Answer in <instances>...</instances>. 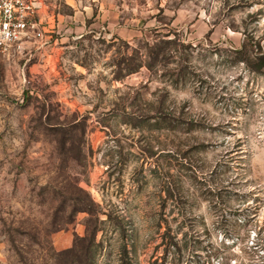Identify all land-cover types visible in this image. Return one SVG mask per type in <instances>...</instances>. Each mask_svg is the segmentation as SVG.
Returning a JSON list of instances; mask_svg holds the SVG:
<instances>
[{
	"label": "rangeland",
	"instance_id": "obj_1",
	"mask_svg": "<svg viewBox=\"0 0 264 264\" xmlns=\"http://www.w3.org/2000/svg\"><path fill=\"white\" fill-rule=\"evenodd\" d=\"M42 1L0 51V264H264V0Z\"/></svg>",
	"mask_w": 264,
	"mask_h": 264
},
{
	"label": "built area",
	"instance_id": "obj_2",
	"mask_svg": "<svg viewBox=\"0 0 264 264\" xmlns=\"http://www.w3.org/2000/svg\"><path fill=\"white\" fill-rule=\"evenodd\" d=\"M43 4L42 0H0L1 52L32 38L44 42L46 36L40 19Z\"/></svg>",
	"mask_w": 264,
	"mask_h": 264
},
{
	"label": "trees",
	"instance_id": "obj_3",
	"mask_svg": "<svg viewBox=\"0 0 264 264\" xmlns=\"http://www.w3.org/2000/svg\"><path fill=\"white\" fill-rule=\"evenodd\" d=\"M177 43L175 39H160L159 41H154L153 43H144L143 49L135 47L133 49V55H131L130 61H126L124 63L127 65L126 70L124 71L125 74H131L138 71L141 67L145 66L148 69H153L161 60L165 58L166 52L165 49ZM253 45L251 42L244 41L240 49H235V53L241 55L243 60L248 61L255 65V70L260 71L264 69V50L260 46L259 43H256L255 50L251 49V55L248 53L250 50L249 47ZM170 50V49H169ZM123 68L119 67V71L117 75H121L123 72ZM180 70V67L178 68ZM169 227L163 233L164 239L166 240V246H171L176 244V235L172 234L169 231Z\"/></svg>",
	"mask_w": 264,
	"mask_h": 264
}]
</instances>
